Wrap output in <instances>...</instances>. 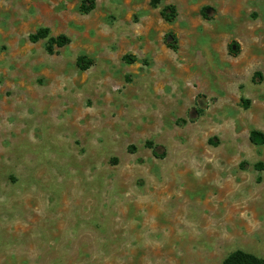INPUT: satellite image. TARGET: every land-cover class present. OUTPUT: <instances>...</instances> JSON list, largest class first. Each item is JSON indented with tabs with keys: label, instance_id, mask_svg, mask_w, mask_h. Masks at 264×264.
Segmentation results:
<instances>
[{
	"label": "rangeland",
	"instance_id": "374dc122",
	"mask_svg": "<svg viewBox=\"0 0 264 264\" xmlns=\"http://www.w3.org/2000/svg\"><path fill=\"white\" fill-rule=\"evenodd\" d=\"M82 1L0 0V264L264 258V0Z\"/></svg>",
	"mask_w": 264,
	"mask_h": 264
},
{
	"label": "trees",
	"instance_id": "16d2710c",
	"mask_svg": "<svg viewBox=\"0 0 264 264\" xmlns=\"http://www.w3.org/2000/svg\"><path fill=\"white\" fill-rule=\"evenodd\" d=\"M94 8V0H83L79 5V12L82 14L89 13ZM208 8H203L201 15L204 19H207V14L205 13ZM162 18L167 21H173L176 16V11L174 6H165L161 10ZM47 40V44L45 50L48 54H52L55 48H62L68 42V38L64 35H59L57 37L49 36V32L47 28H39L35 33L30 34L28 40L31 43H36L39 40ZM167 46L176 50L175 45V36L171 33L166 35ZM229 50L232 52V47L230 46ZM127 59V58H125ZM92 61L85 56H78L76 59V67L79 71H85L91 65ZM249 140L253 144H263L264 143V135L257 131H251L249 134ZM150 145V144H147ZM154 155L156 154L153 151ZM157 156V154H156ZM222 264H264V258L256 257L252 254L246 253L241 250H236L229 254L223 261Z\"/></svg>",
	"mask_w": 264,
	"mask_h": 264
}]
</instances>
